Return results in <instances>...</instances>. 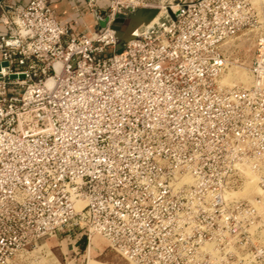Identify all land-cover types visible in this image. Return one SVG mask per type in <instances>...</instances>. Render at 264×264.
Listing matches in <instances>:
<instances>
[{
	"label": "built area",
	"instance_id": "2783aa9c",
	"mask_svg": "<svg viewBox=\"0 0 264 264\" xmlns=\"http://www.w3.org/2000/svg\"><path fill=\"white\" fill-rule=\"evenodd\" d=\"M83 1L100 23L89 33L46 0L0 15V264H37L68 229L103 235L137 264H230L222 243L252 238L249 264H264L262 196H236L247 171L264 193L259 9ZM141 7L158 8L157 21L119 50L114 22ZM246 29L257 33L251 84L223 85L222 45Z\"/></svg>",
	"mask_w": 264,
	"mask_h": 264
},
{
	"label": "rangeland",
	"instance_id": "374dc122",
	"mask_svg": "<svg viewBox=\"0 0 264 264\" xmlns=\"http://www.w3.org/2000/svg\"><path fill=\"white\" fill-rule=\"evenodd\" d=\"M254 5L259 9L260 15L264 17V0H252ZM178 0H147V6H172L175 8ZM256 31L253 29H246L239 32L237 35L228 38L222 45V52L226 60V66L221 76L223 85H231L226 79L235 80L234 85H250L252 81L251 65L256 55ZM113 53V49L109 48L103 56H109ZM242 71V72H241ZM243 75L247 82L236 81L232 78L235 73ZM232 75V76H231ZM225 77V78H224ZM241 82V83H240ZM227 83V84H226ZM248 83V84H247ZM250 180L244 185V189L236 193V196L251 198L253 195H261V203H257L258 207L264 202V193L261 189L255 188L254 176L247 173ZM244 190V191H243ZM243 191V192H242ZM244 196H242V195ZM78 207H82L83 203L78 202ZM264 208V207H263ZM261 236L255 243L260 244L264 248V231H260ZM78 237V238H76ZM85 240V242H84ZM78 243H77V242ZM89 241V242H88ZM254 239L250 238L248 241H241L239 244L236 240L223 242L221 246L229 250L232 254L230 264H244L253 262V256H246L253 249ZM85 244V259H74V255H70L72 245L76 246V250H80ZM89 244V245H88ZM46 249L51 252L48 257H40L35 260L37 264H137L134 261L127 260L115 251L109 241L99 233H92L90 240L86 238L85 230L68 229L52 237L47 241ZM257 259V256H255ZM262 260H264L262 258Z\"/></svg>",
	"mask_w": 264,
	"mask_h": 264
},
{
	"label": "crops",
	"instance_id": "0c3cea01",
	"mask_svg": "<svg viewBox=\"0 0 264 264\" xmlns=\"http://www.w3.org/2000/svg\"><path fill=\"white\" fill-rule=\"evenodd\" d=\"M30 0H0V15L3 8L11 7L14 5H23ZM55 10L58 18L65 23H69L74 31L92 32L100 27V23L96 16L93 15L89 8L85 5L83 0H46ZM109 0H97L98 7L103 8L107 6ZM7 33V28L0 18V34ZM78 238V237H76ZM77 242V241H76ZM78 243V242H77ZM89 245V244H88ZM73 247V245H72ZM76 248V247H75ZM70 255H74L73 248L70 249ZM81 256L79 258L85 259V249H78Z\"/></svg>",
	"mask_w": 264,
	"mask_h": 264
},
{
	"label": "water",
	"instance_id": "95a60500",
	"mask_svg": "<svg viewBox=\"0 0 264 264\" xmlns=\"http://www.w3.org/2000/svg\"><path fill=\"white\" fill-rule=\"evenodd\" d=\"M159 10L156 7H141L131 13L127 18H118L114 24L113 29L116 30V34L119 38L118 49L122 48L124 42L134 37L133 31L143 24L151 22L158 14ZM3 65H7L4 62ZM11 78H15L16 75H10ZM20 77H24L23 74Z\"/></svg>",
	"mask_w": 264,
	"mask_h": 264
},
{
	"label": "bare ground",
	"instance_id": "6f19581e",
	"mask_svg": "<svg viewBox=\"0 0 264 264\" xmlns=\"http://www.w3.org/2000/svg\"><path fill=\"white\" fill-rule=\"evenodd\" d=\"M157 19H158V16H156V18H154V20H153L151 23H154L155 21H157ZM241 72H242V71H241ZM231 76H232V75H231ZM224 78H225V77H224ZM232 78H235L236 81H238V82H239V80L242 81V82H244V83L247 82V79H246L247 77L245 78L243 75L239 74V72H238V73H235L234 76H233ZM226 81H227L228 83H231V85H234V84H235V80H234V83H233V80L231 81V79H226ZM221 82H222V80H221ZM223 83H225V81H224ZM223 83H222V84H223ZM240 83H241V82H240ZM226 84H227V83H226ZM247 84H248V83H247ZM227 85H228V84H227ZM247 86H248V85H247ZM248 172L251 173L250 171H247V173H248ZM251 174L254 176V184H255V188L258 190V188H257V186H256V178H257V177H256V175H254L253 173H251ZM249 180H250V177H249ZM249 180H248V181H249ZM248 181H247V182H248ZM247 182H246V184H247ZM246 184H245V185H246ZM244 188H245V187H244ZM244 188H243V189H244ZM243 191H244V190H243ZM243 191H242V192H243ZM241 195H242V194H241ZM242 196H244V195H242ZM83 204H84V203H83Z\"/></svg>",
	"mask_w": 264,
	"mask_h": 264
},
{
	"label": "trees",
	"instance_id": "16d2710c",
	"mask_svg": "<svg viewBox=\"0 0 264 264\" xmlns=\"http://www.w3.org/2000/svg\"><path fill=\"white\" fill-rule=\"evenodd\" d=\"M84 242H85V240H84ZM84 248H85V244H84V245H82V248H81V250H82V249H84Z\"/></svg>",
	"mask_w": 264,
	"mask_h": 264
}]
</instances>
